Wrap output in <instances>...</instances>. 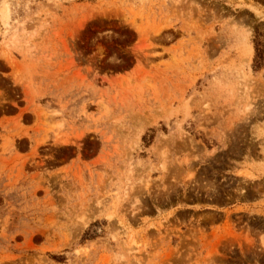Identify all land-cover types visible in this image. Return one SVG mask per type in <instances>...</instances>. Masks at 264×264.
Here are the masks:
<instances>
[{
	"label": "rangeland",
	"instance_id": "obj_1",
	"mask_svg": "<svg viewBox=\"0 0 264 264\" xmlns=\"http://www.w3.org/2000/svg\"><path fill=\"white\" fill-rule=\"evenodd\" d=\"M0 264H264V0H0Z\"/></svg>",
	"mask_w": 264,
	"mask_h": 264
},
{
	"label": "trees",
	"instance_id": "obj_2",
	"mask_svg": "<svg viewBox=\"0 0 264 264\" xmlns=\"http://www.w3.org/2000/svg\"><path fill=\"white\" fill-rule=\"evenodd\" d=\"M259 47H261V46H260V44L258 43V41L255 42V51H256V53H257V60L261 58V55H262V53H263L262 49H260ZM256 64H257V61H256Z\"/></svg>",
	"mask_w": 264,
	"mask_h": 264
},
{
	"label": "bare ground",
	"instance_id": "obj_3",
	"mask_svg": "<svg viewBox=\"0 0 264 264\" xmlns=\"http://www.w3.org/2000/svg\"><path fill=\"white\" fill-rule=\"evenodd\" d=\"M241 40V39H240ZM251 51V50H250Z\"/></svg>",
	"mask_w": 264,
	"mask_h": 264
}]
</instances>
